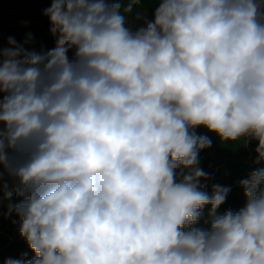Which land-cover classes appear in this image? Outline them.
<instances>
[{
	"label": "clouds",
	"instance_id": "1",
	"mask_svg": "<svg viewBox=\"0 0 264 264\" xmlns=\"http://www.w3.org/2000/svg\"><path fill=\"white\" fill-rule=\"evenodd\" d=\"M141 2L50 0L52 49L0 45V215L32 253L4 264H264V0ZM201 127L256 143L238 210Z\"/></svg>",
	"mask_w": 264,
	"mask_h": 264
},
{
	"label": "trees",
	"instance_id": "2",
	"mask_svg": "<svg viewBox=\"0 0 264 264\" xmlns=\"http://www.w3.org/2000/svg\"><path fill=\"white\" fill-rule=\"evenodd\" d=\"M49 6L50 0H0V12L9 7H16L21 10H37L38 19L45 25H48L49 21L42 13ZM157 6V3L152 2V0H142L140 4L134 6L133 15L135 12L147 10L150 17ZM34 32L36 35L34 43L30 46L31 50L38 53L46 52L55 46V39L51 35L44 36L37 30ZM27 33H23V39ZM196 132L199 135L209 136L212 141L210 148L199 153V166L209 176V179L202 181V183L208 185V191H211L212 184L231 186L232 191L225 204L218 211L223 213L227 209L238 210L244 204L242 189L238 187V182L247 178L255 168L261 166L253 164L256 143L252 142L249 147L245 148L241 142L221 143L218 136L208 132L203 127L196 129ZM208 210V207H205L201 224H203L204 219H207ZM2 211L6 213L7 208L3 207ZM0 216V264H4L8 258H20L25 253L30 258L32 253L17 231V227L20 225L19 218L15 215L12 217Z\"/></svg>",
	"mask_w": 264,
	"mask_h": 264
},
{
	"label": "rangeland",
	"instance_id": "3",
	"mask_svg": "<svg viewBox=\"0 0 264 264\" xmlns=\"http://www.w3.org/2000/svg\"><path fill=\"white\" fill-rule=\"evenodd\" d=\"M38 15L37 10H21L16 7H9L0 12V45L7 46L9 36H13L18 42H22L24 32H31L35 37L34 30L41 32L44 36L50 35L49 24L45 25L41 22ZM25 22L27 23L25 24ZM7 203L4 201L3 207L7 208ZM19 226L17 227L18 232Z\"/></svg>",
	"mask_w": 264,
	"mask_h": 264
}]
</instances>
